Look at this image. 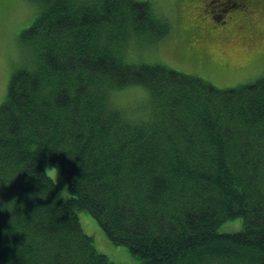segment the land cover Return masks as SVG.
Here are the masks:
<instances>
[{"label": "trees", "instance_id": "trees-1", "mask_svg": "<svg viewBox=\"0 0 264 264\" xmlns=\"http://www.w3.org/2000/svg\"><path fill=\"white\" fill-rule=\"evenodd\" d=\"M29 1L36 18L21 38L30 58L0 105V204L15 206L0 210V264H115L78 212L140 264H264V74L220 89L126 62L131 35L168 33L147 1ZM232 1H213L223 8L216 19ZM134 85L149 94L138 120L109 103ZM235 218L239 231H218Z\"/></svg>", "mask_w": 264, "mask_h": 264}, {"label": "rangeland", "instance_id": "rangeland-1", "mask_svg": "<svg viewBox=\"0 0 264 264\" xmlns=\"http://www.w3.org/2000/svg\"><path fill=\"white\" fill-rule=\"evenodd\" d=\"M136 1H147L153 14L168 24V33L158 41L153 39L152 33L148 35V30L147 35H131L122 46L126 62L163 64L199 76L220 89L253 82L264 74L263 6L256 3L246 15L242 1L233 0L230 7L235 10L231 13L227 10L218 20L216 16L221 14L222 5L214 2L205 8L208 0ZM235 4L241 6L238 8ZM36 6L29 0H3L0 3V105L6 97L11 75L30 58L28 42L21 34L36 18ZM201 52L207 54L201 56ZM109 103L133 120L145 118L149 112L148 91L139 85L111 92ZM41 166L44 173L46 168L54 167L48 160H43ZM53 182L61 199H67L63 177L58 173ZM77 218L83 232L93 238L96 250L110 261L140 264V259L125 246L112 244L89 213L78 212ZM241 223L240 218L227 220L218 231H239Z\"/></svg>", "mask_w": 264, "mask_h": 264}, {"label": "flooded vegetation", "instance_id": "flooded-vegetation-1", "mask_svg": "<svg viewBox=\"0 0 264 264\" xmlns=\"http://www.w3.org/2000/svg\"><path fill=\"white\" fill-rule=\"evenodd\" d=\"M213 1H215V0H208L207 3L205 4V8L212 6V4L214 5ZM241 1H242V6L244 7L243 12H245L246 15H248L251 12L252 7L256 3L264 7V0H241ZM247 17H249V16H247ZM201 28H204V27H201ZM205 54H207V52H201L200 55L203 56Z\"/></svg>", "mask_w": 264, "mask_h": 264}, {"label": "clouds", "instance_id": "clouds-1", "mask_svg": "<svg viewBox=\"0 0 264 264\" xmlns=\"http://www.w3.org/2000/svg\"><path fill=\"white\" fill-rule=\"evenodd\" d=\"M57 174H58V169L57 168H46V170H45V174H44V176H45V178H51V180L52 181H56V177H57ZM17 175V174H16ZM16 175H14L12 178H11V180L16 176ZM10 180V181H11ZM9 181V182H10ZM0 184H7V183H0ZM43 191H44V189H43ZM43 191H41V192H43ZM40 192V193H41ZM14 201V200H13ZM12 201V202H13ZM12 202H10V203H12ZM10 203H7V204H10ZM4 205H6V204H0V210H3V209H6V210H8V211H10V212H14V207H13V209H7V208H5L4 207Z\"/></svg>", "mask_w": 264, "mask_h": 264}, {"label": "snow or ice", "instance_id": "snow-or-ice-1", "mask_svg": "<svg viewBox=\"0 0 264 264\" xmlns=\"http://www.w3.org/2000/svg\"><path fill=\"white\" fill-rule=\"evenodd\" d=\"M3 2V0H0V3H2Z\"/></svg>", "mask_w": 264, "mask_h": 264}]
</instances>
